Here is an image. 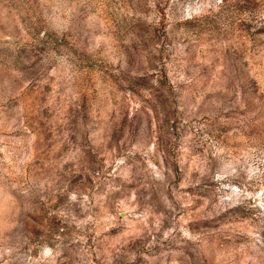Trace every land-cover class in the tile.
<instances>
[{
  "label": "rangeland",
  "instance_id": "obj_1",
  "mask_svg": "<svg viewBox=\"0 0 264 264\" xmlns=\"http://www.w3.org/2000/svg\"><path fill=\"white\" fill-rule=\"evenodd\" d=\"M0 264H264V0H0Z\"/></svg>",
  "mask_w": 264,
  "mask_h": 264
}]
</instances>
